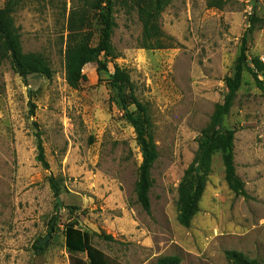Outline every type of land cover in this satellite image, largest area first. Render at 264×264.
<instances>
[{"label": "rangeland", "instance_id": "obj_1", "mask_svg": "<svg viewBox=\"0 0 264 264\" xmlns=\"http://www.w3.org/2000/svg\"><path fill=\"white\" fill-rule=\"evenodd\" d=\"M89 1L16 0L12 17L24 52L46 56L53 77L24 79L10 61L0 65V264H71L64 234L71 222L120 264H155L164 256H179L182 264H233L226 251L264 264V95L247 69L225 118V127L236 131V174L247 195L230 190L216 154L189 228L178 222L177 207L185 171L224 103L226 79L255 17L246 54L264 63V0H172L159 19L172 41L155 50L143 47L138 14L139 5L154 0H117L112 41L118 57L107 60V74L97 63L87 65L84 80L72 88L65 70L68 20ZM7 4L0 0V9ZM89 28L95 47L103 32L96 11ZM115 66L129 73L152 118L160 156L152 170L150 214L137 202L142 150L110 84ZM39 144L48 170L36 160Z\"/></svg>", "mask_w": 264, "mask_h": 264}, {"label": "trees", "instance_id": "obj_2", "mask_svg": "<svg viewBox=\"0 0 264 264\" xmlns=\"http://www.w3.org/2000/svg\"><path fill=\"white\" fill-rule=\"evenodd\" d=\"M171 1L154 0L151 5L138 6L139 18L143 24V47L145 49L155 50L169 46L165 43L171 38L162 32L159 19ZM87 3L89 8L73 10L68 20L65 70L67 83L72 88H78L84 80V68L87 65L97 63L99 72L107 74V60L118 57L112 41L117 27L114 16L117 0H93ZM16 5V0H8L7 8L0 9V65L4 61H10L14 72L24 79L31 74L42 75L50 79L53 77V70L48 58L41 53L24 52L20 29L15 26L12 17L16 11ZM92 11L99 13L103 22L102 37L95 47L90 45L92 32L89 28V18ZM258 21L256 17L250 20V26L241 39V52L237 58L235 72L233 76L226 79L227 94L224 103L218 105L210 126L202 131L194 161L185 171L179 186L178 222L185 228L191 226L194 217L200 212L199 204L205 192L212 161L216 154L222 157L225 181L230 190L237 195H247L245 184L236 174V131L225 127V118L242 87L245 69L252 75L257 88L264 95V81L260 79V73L264 71V63L257 57L249 60L246 54L248 40L254 33ZM109 77L118 102L127 121L133 126L142 150L143 161L139 168L135 193L138 204L147 214H150V191L154 185L152 170L160 156L154 141L152 118L148 107L138 99L134 84L125 69L115 66L114 73ZM36 160L44 169H49L42 144L38 146ZM50 185L55 195H58L59 187L54 178L50 179ZM64 234L66 248L71 254V264H120L94 247L91 235L79 228L76 223H68ZM101 237L114 241L112 236ZM34 249L42 250L37 244ZM76 254H85L87 260L77 257ZM226 256L233 264H260L257 260L250 259L236 251H226ZM155 264H182V260L179 256H164L158 258Z\"/></svg>", "mask_w": 264, "mask_h": 264}, {"label": "water", "instance_id": "obj_3", "mask_svg": "<svg viewBox=\"0 0 264 264\" xmlns=\"http://www.w3.org/2000/svg\"><path fill=\"white\" fill-rule=\"evenodd\" d=\"M58 204H59V206H61V202H60V200L58 199ZM47 238L46 239H44V240H42V241H40V242H38V245L39 246H42V245H44L45 243H47Z\"/></svg>", "mask_w": 264, "mask_h": 264}]
</instances>
